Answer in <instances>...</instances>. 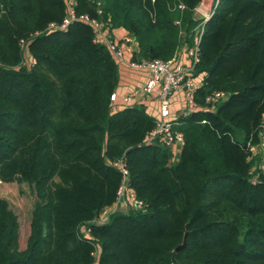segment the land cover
Segmentation results:
<instances>
[{
  "label": "trees",
  "instance_id": "obj_1",
  "mask_svg": "<svg viewBox=\"0 0 264 264\" xmlns=\"http://www.w3.org/2000/svg\"><path fill=\"white\" fill-rule=\"evenodd\" d=\"M201 1L74 9L106 32L125 28L134 61L171 60L194 44ZM67 13V0H0V183L27 182L35 195L24 249L0 197V264H264V169L254 180L249 149L264 138V0H215L194 69L202 108L175 121L176 160L160 138L147 141L157 119L143 107L113 109L119 66L95 27L50 29ZM215 91L228 98L211 108ZM125 180L144 207L97 222Z\"/></svg>",
  "mask_w": 264,
  "mask_h": 264
},
{
  "label": "built area",
  "instance_id": "obj_2",
  "mask_svg": "<svg viewBox=\"0 0 264 264\" xmlns=\"http://www.w3.org/2000/svg\"><path fill=\"white\" fill-rule=\"evenodd\" d=\"M75 0H67V16L64 18L61 24L52 23L50 29H65L70 23L76 20H81L90 23L93 25L97 31L96 39L100 41L101 37L104 38V43L113 57L117 61H125L126 53L133 55L137 50L136 42L133 37L127 35L123 38L121 42L112 39L110 36H106V32L101 23L88 14H77L74 9ZM179 7L183 8L182 4ZM197 12H202L203 16L201 17L200 23L195 27V37L194 44L190 47H186V52L189 57V64H185L178 59V56L171 60H163L160 58L155 59H144L141 61H134L133 59L129 61L131 67L135 69H147L153 72V75L148 80V82L143 86V90L147 94H156V98L159 101V117L157 118V125L155 129L147 137V141L153 142L156 138H160L170 147L175 145H182L184 143V136L181 132H176L173 130L174 120L171 119V97L173 94L182 89L187 90V104L193 110H199L202 107L197 104L195 101V90L203 84L202 76H195L194 69L195 65L200 60V43L202 39V34L204 32L205 22L211 16L213 8L210 11H201L199 6L195 9V14ZM199 18V17H197ZM22 46L24 48V58L26 52L29 50L27 47V42L22 40ZM36 62L35 58L32 59L31 65ZM25 64V59H24ZM133 93L130 95H125L124 100L126 103L132 100ZM117 98L115 92L111 95V100L114 102ZM228 98V93L224 91H215L209 94L206 97V102L209 104V107L214 108L218 102H222ZM250 155L253 158L254 156L260 154L261 156V168L264 169V138L261 139L258 145H252L249 143ZM122 171L126 174L127 170L124 164L120 163ZM256 178V177H255ZM253 178L254 180H256ZM123 199L128 205L133 209H142L144 207L143 201L137 198L135 192L128 185L127 180L121 185L118 191V198L116 202L107 208H105L104 216L97 218V222H105L108 220L110 215L116 211V205L119 201ZM115 206V209L113 208ZM84 234L89 230L86 226Z\"/></svg>",
  "mask_w": 264,
  "mask_h": 264
},
{
  "label": "crops",
  "instance_id": "obj_3",
  "mask_svg": "<svg viewBox=\"0 0 264 264\" xmlns=\"http://www.w3.org/2000/svg\"><path fill=\"white\" fill-rule=\"evenodd\" d=\"M110 36L112 39L121 42L123 38L129 35L125 28H114L111 32L106 33V36ZM101 42L104 38L101 37ZM25 65L31 66L33 59L30 50L25 54ZM133 59V55L126 53L125 61H117L119 66V80L115 93L117 94L116 100L113 102V109L118 110L126 106H140L143 107L149 114L154 116L156 119L159 117V101L156 98V94H147L143 90V86L153 75V72L147 69H135L130 66L129 61ZM178 59L189 64V57L186 52V47L179 52ZM133 93L132 100L128 103L125 102V95ZM191 108L187 104V90L182 89L176 91L171 97V114L172 120L177 121L181 116L187 115L191 112ZM181 145L173 146L174 159L176 160L180 152ZM117 211L128 212L131 210L128 203L121 199L116 205Z\"/></svg>",
  "mask_w": 264,
  "mask_h": 264
},
{
  "label": "rangeland",
  "instance_id": "obj_4",
  "mask_svg": "<svg viewBox=\"0 0 264 264\" xmlns=\"http://www.w3.org/2000/svg\"><path fill=\"white\" fill-rule=\"evenodd\" d=\"M201 11H208L199 4ZM196 17L203 16L202 12H197ZM260 154L251 157L253 161L252 165V177L257 179L258 171L260 170L261 160ZM0 197L6 199L10 207L17 214L20 222V245L24 249L26 247L28 237L31 231V219L32 211L35 204V195L32 187L27 182H1L0 183ZM115 209V206H113ZM129 208L133 209L130 205ZM118 207H116L117 211ZM104 212L101 216H104ZM100 218V217H99ZM80 231L85 232V227H81Z\"/></svg>",
  "mask_w": 264,
  "mask_h": 264
},
{
  "label": "water",
  "instance_id": "obj_5",
  "mask_svg": "<svg viewBox=\"0 0 264 264\" xmlns=\"http://www.w3.org/2000/svg\"><path fill=\"white\" fill-rule=\"evenodd\" d=\"M214 2H215V0H202L200 3V6H202L206 10L210 11L213 8ZM136 49H138V47H136ZM186 236H187V233H185L183 243H181L180 245H178L176 247L177 250L182 249L186 246V244H187Z\"/></svg>",
  "mask_w": 264,
  "mask_h": 264
}]
</instances>
